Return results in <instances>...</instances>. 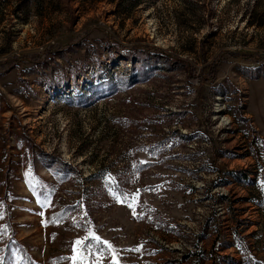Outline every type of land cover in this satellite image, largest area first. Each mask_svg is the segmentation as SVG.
<instances>
[{"label":"rangeland","instance_id":"rangeland-1","mask_svg":"<svg viewBox=\"0 0 264 264\" xmlns=\"http://www.w3.org/2000/svg\"><path fill=\"white\" fill-rule=\"evenodd\" d=\"M26 262L264 264V0H0V264Z\"/></svg>","mask_w":264,"mask_h":264},{"label":"trees","instance_id":"trees-1","mask_svg":"<svg viewBox=\"0 0 264 264\" xmlns=\"http://www.w3.org/2000/svg\"><path fill=\"white\" fill-rule=\"evenodd\" d=\"M134 52L135 50L131 51V50H128V49H119L118 50V55L125 61H129L131 64H134L135 63V55H134ZM178 61H180V59H178ZM24 249V248H23ZM28 255V254H27ZM29 257V256H28ZM22 264V263H21ZM26 264H28L26 262Z\"/></svg>","mask_w":264,"mask_h":264},{"label":"snow or ice","instance_id":"snow-or-ice-1","mask_svg":"<svg viewBox=\"0 0 264 264\" xmlns=\"http://www.w3.org/2000/svg\"><path fill=\"white\" fill-rule=\"evenodd\" d=\"M94 238H95V239H97V240L99 239V238H96V237H94ZM76 243H77V244H80V243H81V241H77Z\"/></svg>","mask_w":264,"mask_h":264}]
</instances>
